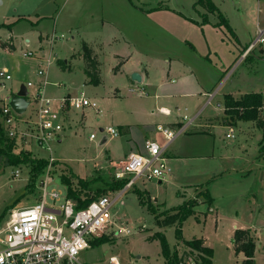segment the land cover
Masks as SVG:
<instances>
[{"label": "rangeland", "instance_id": "1", "mask_svg": "<svg viewBox=\"0 0 264 264\" xmlns=\"http://www.w3.org/2000/svg\"><path fill=\"white\" fill-rule=\"evenodd\" d=\"M212 1L222 14L230 19L245 42H252L255 39L258 28L264 29V0H260L259 15H257V0ZM103 2L102 9L105 11L116 7L119 9L118 19L106 16L104 12L103 14L105 20L109 22L114 20L120 25L124 34V43L132 44L127 39H137L139 32L136 30L147 28V25L138 22L136 17H133V13L130 14L127 10V7L132 6L130 0H103ZM131 2L139 7H151L150 13L154 14L152 18L156 20L158 28H165L170 32L178 30L183 36L188 26L184 24V18L172 10L183 15L193 14L190 8L192 0H131ZM99 4L100 0H0V71L11 77V80L4 84L2 93L9 92L12 98L21 86L32 83L33 86L28 88L29 97L26 98L29 106L24 115L17 118L33 121L36 118L33 114L35 104L32 96L36 92L37 83H43L47 78V86L43 93L52 100L53 112L56 114L55 122L63 127L51 133L47 143L48 149L38 146L34 139L28 142V145L18 141L14 143L6 136L0 119V127L3 131V143H0V146L6 150L8 146H14L12 153L15 155L20 149L27 151L29 157L36 161L10 167L7 166L6 158L0 157V218L11 209L30 206L37 201L39 178L46 168L43 167L37 174L32 191H29L27 184L32 178L37 161L41 160L48 162L49 159H53V169L50 171V175L54 178L52 187L62 193L69 192V184L62 182V177H66L71 182V188L76 191L79 190V181L86 183L84 192L90 199L104 195L112 199L120 192V190L112 191V188L115 183L116 167H120L125 160L122 130L127 125L140 128L137 127L139 122L130 110L135 102L140 103L142 98L131 94L129 89L142 88V85L132 83L128 73L127 76L121 73V63L113 65L111 50L121 43L122 37L114 34L115 40H108L109 35L113 36V30L110 27L101 28L104 21ZM155 6L159 9H152ZM197 8L203 9L201 6ZM23 17L25 19L22 20ZM222 31L227 32L225 28H222ZM39 34L57 38L51 51L45 46L44 56L41 50H38ZM172 36L167 37L169 44ZM10 37L15 41L14 51L8 49L6 51L1 46V42ZM153 37L157 39L151 41L152 46L168 45L160 33ZM177 38L176 36L174 40ZM180 38L179 36V42ZM25 39L30 40L28 45L25 44ZM141 40L143 43L148 42L145 36ZM140 41L138 42L141 43ZM10 42L3 44L11 48ZM84 42L93 44L94 48L96 43L100 44L98 58L101 63V82L98 86L88 84L83 73V60L73 63V71L70 74L63 73L57 64L58 61L64 62L68 59V55L81 53ZM194 42L202 53L207 48L206 42L200 35ZM212 43V40L207 43L212 47L208 57L197 56L195 60L204 65L203 68L211 69L210 71L218 69L222 62L225 65L230 64L231 67L227 69L223 79L215 88L213 85L209 87L211 93L217 90L218 95L205 110L204 117L215 112L216 101L221 99L223 92H232L235 88L243 86L245 91H249L252 84L250 78L254 80L253 77L257 73L264 75V62L256 60L252 54L244 60L242 56L233 60L229 52H219L220 45ZM215 46H217L215 51L217 55L213 51ZM262 46L264 47V44ZM257 47L254 56L259 54L260 47ZM221 48L229 49L226 45H221ZM176 49H178L177 41L174 42V50ZM27 51H32L34 56H24V52ZM48 56L53 58L50 66H47L44 59ZM39 70L44 71L43 76L37 74ZM228 75V81L221 86ZM209 82L207 79V83ZM262 82L264 85V77ZM263 85L260 90L264 97ZM68 94L70 98H78L83 94L86 99L95 102L97 108L84 107L81 110L73 108L75 111L71 115L68 112L71 108L68 106L66 111L68 113L65 112L63 116L61 100ZM222 102L224 104V97ZM151 108L155 109L151 106L148 111ZM67 121L70 122L69 126L71 123L75 124L66 127ZM241 125L237 123L230 127L234 133L236 132L233 140L225 138L228 129L223 127L215 128L214 136L202 134L195 137L184 134L176 137L175 142L165 153L166 166L170 169L167 177L160 184L157 180L148 181L141 178L133 188L123 193L110 209L112 225L108 226L104 236H101L107 241L82 251L79 259L85 264H105L111 257H117L121 264H168L169 259L175 255L180 257L182 253H190L198 257L199 255L193 252L194 250L190 249L186 242L203 238L212 249L210 264H245L244 254L237 252L232 243L238 230L235 231L232 222L221 217L220 212L217 214L215 211L213 213L205 211L201 214L191 211L188 215L181 213V207H185L188 203L206 200L205 195L203 196L200 191L204 189L205 192V189H209L208 184L212 179L217 180L213 187L217 192L216 198L219 196L217 201L227 212H232L230 210L238 207L239 204H244L245 215L253 212L251 216L253 227H250L253 229L249 230L252 235H245V238H251L254 243L252 264H264V154L259 151L264 144L263 132L254 123L247 128ZM18 126L23 130L25 125L18 123ZM32 126L29 124V128ZM108 127L115 128L118 136L110 139L105 132H101ZM200 130L206 131L208 128L202 127ZM244 131L248 136L252 135V139L257 137L258 132L261 137L245 144L238 135ZM90 135H94L95 139L90 141ZM157 137L156 142L162 146L164 138L161 133ZM102 139H107V143L102 145ZM223 142H226V145H223ZM183 144L184 149L187 148V151H193L195 154L204 151V156L187 159L189 156L185 155L181 156L184 160H172L171 152ZM110 160L117 166H111ZM180 161H183L182 166H178ZM233 169L251 171L248 175L240 177L238 173L231 171ZM15 170H19V178L13 177ZM229 175L236 178H228L226 184H219L218 179L221 177L227 179ZM248 219L245 218L247 227L251 222ZM122 229L129 233H123Z\"/></svg>", "mask_w": 264, "mask_h": 264}, {"label": "crops", "instance_id": "2", "mask_svg": "<svg viewBox=\"0 0 264 264\" xmlns=\"http://www.w3.org/2000/svg\"><path fill=\"white\" fill-rule=\"evenodd\" d=\"M214 7L218 10L220 15L223 17V19L226 21L229 30L225 28L223 24H220V18H218L217 12L210 13L207 12V10L203 7V9H198L197 6H194V0H192L191 3V10L193 14H182L181 12H177L176 10H172L174 13L180 14L184 19V24L188 26L186 28V31L184 30V36L183 33H178V30H172V32L167 31L165 28H158L157 22L152 17L154 14L151 12V7H139L133 2L130 3L132 6L127 7V10H129L130 14L133 15V17H136V20L138 22H143L145 25H147V28H141L136 30L139 32L137 34V39L135 38H129L127 39L132 44L124 43L123 37L124 34L121 30L120 25L114 21L111 20L109 22L108 20H105L104 14L106 16H113L114 18L118 19L119 15V9L116 7L112 10L105 11L102 9V6H104L103 0H100V8H101V15H102V21H104L103 24H101V28L110 27L113 30V36L112 34L108 36V40L110 41L112 39L115 40L114 34H118L122 37V41L116 48L111 50V53L113 55V65H116L117 63H121L122 67L120 68L121 73L129 74V79L132 83H139L142 85V88L135 87L130 88L129 92L132 94H135L138 97L142 98V101L140 103L135 102L133 105L131 111V114L135 117V119L139 122V125L137 127H140L139 129H136V127L127 125L122 130L123 135L121 136L124 142V149H125V158L129 153H144L145 152V142L150 140L156 142V139L158 138L157 135L159 132L156 129V126H163L168 129L174 130L178 127H184L186 126V129L181 135L188 134V136H197V135H211L214 136L215 128L223 127L224 129H232L230 127L233 126H224L222 124L221 119L225 116V108L223 104V97L225 95H231L233 98H239L240 96L246 94V93H261L262 89V79L264 75H259L260 73H257L253 78H250L252 84H250L251 88L249 91H245L244 86L241 88H235L234 91L230 92H223L221 99L216 101L215 104V112L211 113L208 116H203L205 110L211 105L215 97L218 95L217 90L211 93V89L209 88L211 85L216 87L218 83L223 79L224 74L228 71L227 69L230 66V64H222L218 69H205L203 68L204 65L198 63L195 59L197 56L202 55H208L211 53L212 47L211 44L208 46V41L212 40V44H218L220 46L219 52L227 51L229 52L233 60L234 58H240L242 55V52L244 49L249 45L251 42H245L240 36V34L237 32L236 28L234 27L233 23H231L230 19H228L226 16L222 14L220 9L216 7V4L210 0ZM257 15L261 14V2L260 0H257ZM200 7V6H199ZM152 9H159V7H154ZM161 10H163V7H161ZM104 12V14H103ZM207 17V21L204 22L203 17ZM181 18V17H179ZM22 20L25 19L24 17L21 18ZM258 19V18H257ZM222 28H225L227 30L226 33H223ZM207 30V31H206ZM199 32H201L199 34ZM157 33H160L162 38L168 43L167 37L172 36L170 41L171 43L168 45H163L160 47L159 45L152 46L150 43L151 41H156L157 38H154L153 36H156ZM172 35H171V34ZM182 35V36H181ZM201 36V38L206 42L207 48L202 53L199 49V46H195L197 43L194 42V40ZM145 36L147 39V43L141 42L142 38ZM178 37L176 40L175 37ZM179 36L180 42H179ZM207 37V39H205ZM37 43L39 45L38 50H41L42 56H44L45 53V46L50 49V51L53 49L54 40H57L56 37L49 38L48 35H42L39 34L37 36ZM55 38L52 41V44L50 43L51 39ZM73 39V37H72ZM141 40V41H140ZM177 41L178 49L174 50V42ZM215 40V41H213ZM10 42L9 44L12 45L11 48L6 47L3 43ZM126 41V39H125ZM140 41L141 43H139ZM30 43L29 39H25V44L28 45ZM181 43V44H180ZM88 45L93 55L95 56L96 60L100 64L98 55L100 53V44L94 45L91 43H82ZM264 44V43H263ZM221 45H226L229 49L222 50ZM232 45V47H230ZM1 46L7 51H14L15 50V41L12 37L6 38V40L1 42ZM183 46V47H182ZM261 45H258V56H254V49L248 56L254 57L258 61L264 62V47ZM97 47H99L97 49ZM82 48V47H81ZM187 48L189 51H187ZM217 46L215 48L213 47L214 54L217 55L216 51ZM232 51V52H231ZM80 52L77 54L68 55V59L64 61V65L60 66L59 68L63 71L65 74H70V72L73 71V63L79 61L82 59L80 56ZM224 57L226 54H223ZM247 56V57H248ZM245 57L244 59H246ZM46 61L47 66L51 65V62L53 60L52 57L48 56L47 59L44 58ZM208 59V58H206ZM243 59V60H244ZM232 60V61H233ZM202 68V69H201ZM118 70V69H117ZM83 73H84V62H83ZM101 73V72H100ZM137 73L140 76V82H135L131 79V75ZM47 74V71L45 75ZM85 75V74H84ZM86 76V75H85ZM127 76V75H126ZM257 76V77H256ZM259 76V77H258ZM262 76V77H261ZM46 78V76H45ZM229 75L225 80H223L222 85H225V83L228 81ZM260 78V79H257ZM262 78V79H261ZM207 79L210 81L207 83ZM47 78L44 80L46 81ZM86 80L88 82V79L86 77ZM261 81V82H259ZM101 82V77H100ZM36 87H41L42 91H45V86H42L43 83H37ZM254 85V88H253ZM33 84L31 83V87ZM264 87V85H263ZM219 88V87H218ZM217 88V89H218ZM222 88V87H221ZM219 92V91H218ZM49 95V94H48ZM69 94L66 96L68 97ZM70 98V97H69ZM207 98V100H206ZM151 106L155 107L151 108L150 111H148V108ZM81 110V109H79ZM75 110L72 108L68 112L69 114L74 112ZM134 113V114H133ZM178 115H177V114ZM262 115H264V107L261 110ZM184 117H187V120L184 119ZM73 118V117H72ZM75 119V118H74ZM76 122L75 120H73ZM69 123L67 121L66 127H71V123L69 126ZM252 122H241V126L247 128L250 126ZM202 127L208 128V130H200ZM233 130V129H232ZM227 132V133H228ZM243 132V131H242ZM226 133V134H227ZM225 134V138H226ZM234 137L232 139L227 140H233L235 138L234 130H233ZM242 142L245 144L248 141H251L253 139L261 137V134L258 132L257 137L251 138L252 135L248 136L247 132L244 131L242 134H238ZM163 137V136H162ZM178 137V136H177ZM115 138V137H114ZM110 138V139H114ZM176 138L167 146L166 150L164 151V159L166 163L165 153L170 145H172L175 142ZM258 140V139H257ZM107 143V139L105 142H103L102 139V145ZM157 143V142H156ZM158 144V143H157ZM165 144V140H164ZM163 144V145H164ZM256 144L258 145V142L256 141ZM223 145H226V142H223ZM185 150V151H184ZM179 151L181 154H179ZM190 153V154H188ZM204 151L201 154H195L193 151H187V148L184 149V144L179 145L178 149L174 150V152H171L172 160H184V157L188 155L187 159H196V158H202L200 155L204 156ZM124 158V159H125ZM171 159V158H170ZM111 161V160H110ZM183 162V161H182ZM181 161L178 162V166H182ZM123 164V163H122ZM111 166H117L116 163H113L111 161ZM121 167V166H120ZM118 168V167H116ZM170 171V169H168ZM232 172L238 173L240 177L246 176L250 173V169L248 170H238L233 169ZM262 176V175H261ZM167 177V176H166ZM228 178H236L235 176L229 175L227 176V179L224 177H221L218 179L219 184H226ZM263 180V176L261 177ZM140 180V179H139ZM160 184L161 181L157 180ZM217 180L210 179V184H208L209 189H202L200 193L204 196L206 200H202L198 203V201H195V206L192 208V211L194 213H215L218 214L220 212L221 217L227 218L229 221L232 222V227L238 231H244L246 233V236H251L252 233L249 231L250 227H253V222L251 216L253 215V212L251 214H244L245 207H243L244 204H239L238 207L233 208L232 212H227L226 209H224L222 206H220V203H218L215 194L217 192L215 191V182ZM226 186V185H221ZM246 188H244L245 190ZM223 197V196H221ZM207 199L210 200V202L207 201ZM203 207V208H202ZM213 209V210H212ZM229 211V210H228ZM248 217L250 219V224L247 227V223L245 218ZM248 219V220H249ZM249 228V229H247ZM246 229L248 231H246ZM193 240H200L202 242V246L206 247L208 249H211L206 241L203 238H197ZM233 243V241H232ZM212 250V249H211ZM208 263L209 259H207Z\"/></svg>", "mask_w": 264, "mask_h": 264}, {"label": "built area", "instance_id": "3", "mask_svg": "<svg viewBox=\"0 0 264 264\" xmlns=\"http://www.w3.org/2000/svg\"><path fill=\"white\" fill-rule=\"evenodd\" d=\"M54 39H51V44ZM263 43L264 29L258 28L255 39L242 52V59ZM24 56L32 57L34 53L27 51ZM37 74L43 76L44 71L39 70ZM10 80L9 75L0 71V119L6 136L25 145L34 139L38 146L49 149L47 143L51 133L63 128L55 122L52 100L44 95L41 87H37L32 96L36 119H18L21 115H17L10 106L11 94L2 93L4 84ZM46 84L47 82H43L42 86ZM25 87L28 92L31 83H27ZM68 106L71 109L97 108V104L86 99L83 94L78 98H63L61 115H65ZM184 119L187 120V117ZM18 123L25 125L23 130H20ZM29 124L33 126L29 128ZM156 129L163 136L165 144L160 146L148 140L145 142L144 153H129L114 173L115 180L127 179L123 189L112 199L110 196H100L86 207H79L75 200L68 197V193L52 187L54 178L50 171L54 162L52 158L49 159L45 172L39 178L37 201L30 206L11 209L0 218V264H85L79 259V254L87 250L93 240L104 236L106 228L112 225L109 212L122 194L133 188L141 178L162 181L167 176L169 170L163 156L164 151L184 132L186 126L178 127L175 131L163 126H156ZM103 132L110 138L118 136V131L112 127ZM233 137V130L229 129L226 138ZM94 139V135L89 136L90 141ZM13 177H20L19 170L13 172ZM121 231L129 233L125 229ZM193 252L201 257L182 253L177 257L176 264H210L202 254ZM105 264L121 263L117 257H111Z\"/></svg>", "mask_w": 264, "mask_h": 264}, {"label": "trees", "instance_id": "4", "mask_svg": "<svg viewBox=\"0 0 264 264\" xmlns=\"http://www.w3.org/2000/svg\"><path fill=\"white\" fill-rule=\"evenodd\" d=\"M194 6H201L207 10V12L214 13L217 12L218 18H220V24H223L226 29L229 30V27L223 17L220 15L218 10L214 7L213 3L210 0H194ZM204 22L207 21V17H203ZM82 52L80 56L84 62V74L88 79V84L93 86H98L100 84V64L96 60L91 48L83 44ZM250 57V56H248ZM58 65L63 66L64 62L58 61ZM224 105H225V116L221 119L224 126H235L237 123L241 122H252L256 127L263 132L264 140V115H262L261 110L264 107V97L261 93H246L239 98H233L231 95L224 96ZM3 131L0 127V143H3L2 140ZM14 143H16L14 141ZM13 145V144H12ZM14 152V146H8L7 150L0 146V157L6 158L7 166H16L22 163H34L29 157V153L24 150H19V153L16 155ZM261 154H264V144L259 148ZM47 161H37V166L33 168L32 178L28 181L27 188L29 191H32L34 188V183L37 174L40 173L41 169L46 168ZM62 182L69 184L68 197L75 200L79 207H86L93 200L90 199L88 195L84 192V189L87 187L86 183L79 181V190L71 188V182L66 178L62 177ZM127 183V179L115 180L112 191L121 190ZM100 197V196H99ZM98 198V197H97ZM96 198V199H97ZM210 202L209 199H207ZM195 201L188 203L185 207H181V213L188 215L192 208L195 206ZM178 234V233H177ZM246 233L244 231H236L235 237L233 239L234 247L237 252H242L245 256V264H252L253 260V250L254 243L251 238H245ZM179 238V234L177 235ZM107 241L104 237L97 238L90 243V246H97L103 242ZM186 245L193 249L194 251L202 254L206 259H209L212 255V250L202 246L200 240H192L186 242ZM177 256H173L169 259L168 264H176Z\"/></svg>", "mask_w": 264, "mask_h": 264}, {"label": "water", "instance_id": "5", "mask_svg": "<svg viewBox=\"0 0 264 264\" xmlns=\"http://www.w3.org/2000/svg\"><path fill=\"white\" fill-rule=\"evenodd\" d=\"M131 79L135 82H140L141 80L140 76L137 73L132 74ZM27 96H28V92L26 90V87L21 86L18 93L11 98L10 106L17 115H23L26 112L29 106V102L26 99ZM105 140L106 139H103V142H105Z\"/></svg>", "mask_w": 264, "mask_h": 264}]
</instances>
